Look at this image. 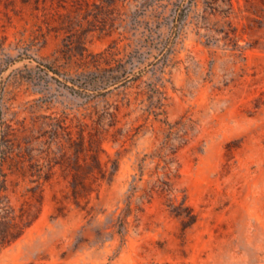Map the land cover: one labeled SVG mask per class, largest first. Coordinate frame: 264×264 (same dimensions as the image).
Here are the masks:
<instances>
[{
    "label": "rangeland",
    "instance_id": "obj_1",
    "mask_svg": "<svg viewBox=\"0 0 264 264\" xmlns=\"http://www.w3.org/2000/svg\"><path fill=\"white\" fill-rule=\"evenodd\" d=\"M0 264H264V0H0Z\"/></svg>",
    "mask_w": 264,
    "mask_h": 264
}]
</instances>
